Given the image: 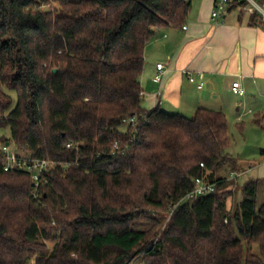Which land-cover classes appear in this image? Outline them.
<instances>
[{"label":"trees","instance_id":"16d2710c","mask_svg":"<svg viewBox=\"0 0 264 264\" xmlns=\"http://www.w3.org/2000/svg\"><path fill=\"white\" fill-rule=\"evenodd\" d=\"M191 7L0 0V147L53 164L36 199L0 154V264H264V179L239 183L226 114L143 107L145 49ZM198 178L216 190L187 199Z\"/></svg>","mask_w":264,"mask_h":264},{"label":"crops","instance_id":"0c3cea01","mask_svg":"<svg viewBox=\"0 0 264 264\" xmlns=\"http://www.w3.org/2000/svg\"><path fill=\"white\" fill-rule=\"evenodd\" d=\"M191 3L185 24L157 31L145 49L141 76L143 107L184 116L194 115L199 108L226 113L229 109L224 102L226 93L241 100L237 104L239 112L249 91L264 95V30L255 17L238 10L228 13L223 22L214 23L211 13L215 0H191ZM159 63L165 65L161 83L155 80ZM237 81L246 92L243 97L232 91ZM201 82L204 85L199 88ZM258 107H261L258 115H263L264 104L260 102ZM246 113L253 112L244 110L237 120L241 122ZM261 151L259 164L248 170L239 164L242 170L239 177L255 173L257 176L251 178L264 179V150Z\"/></svg>","mask_w":264,"mask_h":264},{"label":"built area","instance_id":"2783aa9c","mask_svg":"<svg viewBox=\"0 0 264 264\" xmlns=\"http://www.w3.org/2000/svg\"><path fill=\"white\" fill-rule=\"evenodd\" d=\"M234 10L255 17L264 30V4L262 0H215L214 8L211 13V20L214 23H221L224 21L225 16ZM183 29L186 30L187 27L184 26ZM164 70L165 65L159 63L157 65V75L155 77L157 83L163 81ZM189 80L195 82V78L192 76H189ZM203 85V82H201L199 88H202ZM232 91L235 95L240 97L246 94L239 81L233 83ZM131 123L133 126L136 125L134 119L131 120ZM71 147L72 144L67 146V148ZM0 154L3 158L4 170L6 172H24L32 176L34 182V195L35 198L38 199L41 185L48 179V174L50 170L53 169V164L44 160H34L20 154L18 150L12 147L10 142L9 145L8 143L1 145ZM201 166L204 168L203 164H201ZM215 190L216 184L208 182L205 178H198L196 179L195 189L186 198H198L208 195Z\"/></svg>","mask_w":264,"mask_h":264},{"label":"rangeland","instance_id":"374dc122","mask_svg":"<svg viewBox=\"0 0 264 264\" xmlns=\"http://www.w3.org/2000/svg\"><path fill=\"white\" fill-rule=\"evenodd\" d=\"M224 95V102L226 106L229 108L226 110V115L229 124V135L231 138V144L228 149L233 156H235L239 164L246 170L249 169L251 166H255L259 164L262 159V151L264 150V121L261 125L255 123V119L259 116L258 114L261 113V107H258L260 102L264 104L263 97L264 95H260L259 92L251 93L248 92V95L245 97L246 101L243 100L245 104L239 112H237V104L241 101L238 98L232 96L231 94H223ZM14 99L16 101L15 94H13ZM244 99V98H243ZM215 102V101H214ZM252 110V114H248L241 122L237 120L238 114L243 113V111ZM193 115H189L186 117H192ZM0 136H5L7 139H11V133L9 130H2L0 131ZM12 147L15 150H18L16 145L12 144ZM18 152L22 155V151ZM257 176L255 173H248L244 174L242 177H239V183L243 184L246 180L251 177ZM243 197L242 191L238 192L237 200L240 201ZM233 206L234 201L232 198ZM257 204L260 207L264 204V182L260 185ZM258 253V247L255 250ZM135 264H145L142 261H137Z\"/></svg>","mask_w":264,"mask_h":264},{"label":"water","instance_id":"95a60500","mask_svg":"<svg viewBox=\"0 0 264 264\" xmlns=\"http://www.w3.org/2000/svg\"><path fill=\"white\" fill-rule=\"evenodd\" d=\"M57 72V70H54V73H56ZM8 145H9V143H8Z\"/></svg>","mask_w":264,"mask_h":264}]
</instances>
